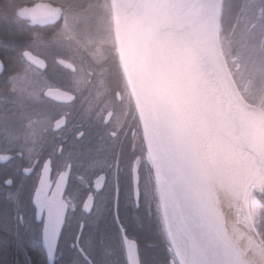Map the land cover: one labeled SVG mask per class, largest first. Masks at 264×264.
Instances as JSON below:
<instances>
[{
  "label": "flooded vegetation",
  "instance_id": "flooded-vegetation-1",
  "mask_svg": "<svg viewBox=\"0 0 264 264\" xmlns=\"http://www.w3.org/2000/svg\"><path fill=\"white\" fill-rule=\"evenodd\" d=\"M91 2L0 5L18 28L9 44L0 38V244L14 249V264H131L135 249L139 264H180L113 0ZM218 29L239 92L264 108V0H223Z\"/></svg>",
  "mask_w": 264,
  "mask_h": 264
},
{
  "label": "water",
  "instance_id": "water-1",
  "mask_svg": "<svg viewBox=\"0 0 264 264\" xmlns=\"http://www.w3.org/2000/svg\"><path fill=\"white\" fill-rule=\"evenodd\" d=\"M125 1L113 0L119 55L142 123L160 212L174 254L180 264H251L228 232L214 180L204 162L201 141L166 74L159 49L162 31L190 29L201 62L209 67L203 71L210 77L205 83L211 91L213 88L223 95L241 141L258 158L264 171V142L248 112L262 108L242 97L220 45L218 28L223 0ZM25 11L19 9L18 16L23 18ZM7 160L0 156V163ZM259 185L254 176L248 179L241 198L246 219L263 243L255 229L251 206L252 194L264 192V185L261 189ZM48 253L52 254L50 249ZM128 253L130 263L139 264L136 249Z\"/></svg>",
  "mask_w": 264,
  "mask_h": 264
},
{
  "label": "bare ground",
  "instance_id": "bare-ground-1",
  "mask_svg": "<svg viewBox=\"0 0 264 264\" xmlns=\"http://www.w3.org/2000/svg\"><path fill=\"white\" fill-rule=\"evenodd\" d=\"M130 4L132 0H126ZM189 28L162 31L159 49L166 71L177 95L188 111L205 153V165L220 200V209L229 234L251 264H264V243L251 229L242 208L243 189L253 176L264 185V171L258 158L239 137L235 119L226 110L225 98L211 91L204 75L209 67L202 64ZM212 79V78H211ZM212 82V80H211ZM251 123L264 142V110L251 108Z\"/></svg>",
  "mask_w": 264,
  "mask_h": 264
},
{
  "label": "trees",
  "instance_id": "trees-1",
  "mask_svg": "<svg viewBox=\"0 0 264 264\" xmlns=\"http://www.w3.org/2000/svg\"><path fill=\"white\" fill-rule=\"evenodd\" d=\"M24 1L26 0H0V5L6 6L7 8L13 5H15L16 7L18 6L20 7ZM50 1L53 3L60 4L63 7L75 6L78 7L79 9L92 4L91 0H50ZM17 34H18V28L11 22H8L0 17V38L4 40L5 44H9L12 38L17 36ZM259 197L264 202V192L259 194ZM14 257H15V251L13 248L10 247L4 248L0 244V264H14L13 262Z\"/></svg>",
  "mask_w": 264,
  "mask_h": 264
},
{
  "label": "rangeland",
  "instance_id": "rangeland-1",
  "mask_svg": "<svg viewBox=\"0 0 264 264\" xmlns=\"http://www.w3.org/2000/svg\"><path fill=\"white\" fill-rule=\"evenodd\" d=\"M261 188H263V186L259 185V189ZM256 196L257 191H255L251 197L252 215L254 219V225L264 239V208ZM242 211V208H240L239 213L241 214Z\"/></svg>",
  "mask_w": 264,
  "mask_h": 264
}]
</instances>
